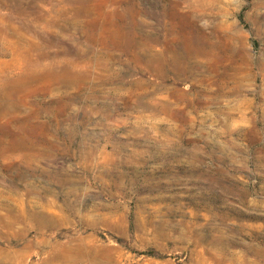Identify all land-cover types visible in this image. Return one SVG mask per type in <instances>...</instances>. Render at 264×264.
<instances>
[{"label":"rangeland","instance_id":"374dc122","mask_svg":"<svg viewBox=\"0 0 264 264\" xmlns=\"http://www.w3.org/2000/svg\"><path fill=\"white\" fill-rule=\"evenodd\" d=\"M0 264H264V0H0Z\"/></svg>","mask_w":264,"mask_h":264}]
</instances>
